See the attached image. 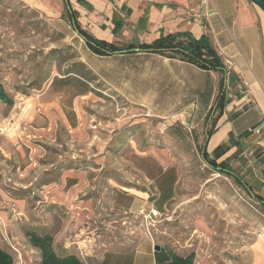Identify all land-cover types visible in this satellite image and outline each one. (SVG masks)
<instances>
[{
	"label": "rangeland",
	"instance_id": "1",
	"mask_svg": "<svg viewBox=\"0 0 264 264\" xmlns=\"http://www.w3.org/2000/svg\"><path fill=\"white\" fill-rule=\"evenodd\" d=\"M135 67L93 55L65 11L0 0V242L16 264L36 262L29 233L81 253L133 247L147 222L123 204L160 190L164 170L178 183L155 204L154 240L250 263L263 205L202 159L206 123L187 128L114 91L113 75Z\"/></svg>",
	"mask_w": 264,
	"mask_h": 264
},
{
	"label": "crops",
	"instance_id": "2",
	"mask_svg": "<svg viewBox=\"0 0 264 264\" xmlns=\"http://www.w3.org/2000/svg\"><path fill=\"white\" fill-rule=\"evenodd\" d=\"M25 1L45 12L65 11L70 23L73 17L86 34L119 50L138 48L98 55L85 42L99 58L136 66L121 80L113 75L114 84L110 85L144 112L172 114L190 129L206 123L202 146L208 156L229 170L233 177H227L251 197L258 194L264 200V8L252 0H209L205 7L200 6V0ZM175 33H188L195 39L205 36L225 72L219 74L176 57L140 49L142 44ZM220 78L224 82L223 98L217 106ZM5 92L0 83V100L6 97ZM256 129L261 133H255ZM167 175L170 180L164 185ZM160 180V190L153 187L151 196L145 191V197L129 199L123 206L137 211L154 207L161 212L156 203L165 207L176 193L178 179L164 170ZM27 238L36 254L33 264H209L195 249L181 250L171 240L155 241L154 236L151 239L144 235L133 247L93 253L65 246L59 249L49 236L36 233H29ZM248 251L249 264H264L262 237H255ZM0 264H16L1 242Z\"/></svg>",
	"mask_w": 264,
	"mask_h": 264
},
{
	"label": "trees",
	"instance_id": "3",
	"mask_svg": "<svg viewBox=\"0 0 264 264\" xmlns=\"http://www.w3.org/2000/svg\"><path fill=\"white\" fill-rule=\"evenodd\" d=\"M261 1L264 2V0ZM68 13L72 15V12L69 11ZM71 24L74 29L78 30V34L84 37L87 46L95 54L107 55V53L109 52L119 50V48L106 41L95 39L86 34L81 30L73 17L71 19ZM140 49L169 57H176L181 60L191 62L201 68L213 70L219 74H223V72H225L226 70L222 60L217 55L216 51L205 36H201L200 38L195 39L188 33L169 34L165 37L158 38L152 43L142 44L140 46ZM223 84V78H220L219 93L216 98L217 106L221 104L223 98ZM208 132L209 131H207V134ZM199 151L202 155V159L207 163L209 167L216 170L218 173H223L225 176L233 177L229 170L220 167L213 159L208 156L203 146H199ZM236 179L238 183H242L238 178ZM252 197L256 201L261 202L264 207V200H262L258 194H253Z\"/></svg>",
	"mask_w": 264,
	"mask_h": 264
},
{
	"label": "built area",
	"instance_id": "4",
	"mask_svg": "<svg viewBox=\"0 0 264 264\" xmlns=\"http://www.w3.org/2000/svg\"><path fill=\"white\" fill-rule=\"evenodd\" d=\"M209 0H200L199 4L202 7H205L208 4ZM255 133H261L259 129L254 131ZM138 214L147 222V230L144 235L150 237L151 239L154 236L153 230L149 229V226L153 228L155 226L156 220L162 217V213L159 212L156 208L150 207L147 211L140 209Z\"/></svg>",
	"mask_w": 264,
	"mask_h": 264
},
{
	"label": "water",
	"instance_id": "5",
	"mask_svg": "<svg viewBox=\"0 0 264 264\" xmlns=\"http://www.w3.org/2000/svg\"><path fill=\"white\" fill-rule=\"evenodd\" d=\"M254 3H256L257 5H259V6H261L262 8H264V2L263 1H261V0H252ZM75 32H77L78 33V30L77 29H75ZM80 37L82 38V39H84V37L82 36V35H80ZM137 51V50H139L138 48H132V49H129V50H117V51H114L113 53H118V52H126V51ZM206 141L207 140H205V143H206ZM155 249L156 250H159V246L158 245H156L155 246Z\"/></svg>",
	"mask_w": 264,
	"mask_h": 264
}]
</instances>
